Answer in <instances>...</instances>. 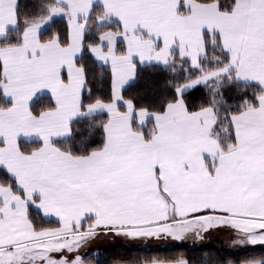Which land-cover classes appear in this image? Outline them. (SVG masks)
Instances as JSON below:
<instances>
[{
	"label": "snow or ice",
	"instance_id": "obj_1",
	"mask_svg": "<svg viewBox=\"0 0 264 264\" xmlns=\"http://www.w3.org/2000/svg\"><path fill=\"white\" fill-rule=\"evenodd\" d=\"M0 264H264V0H0Z\"/></svg>",
	"mask_w": 264,
	"mask_h": 264
},
{
	"label": "rangeland",
	"instance_id": "obj_2",
	"mask_svg": "<svg viewBox=\"0 0 264 264\" xmlns=\"http://www.w3.org/2000/svg\"><path fill=\"white\" fill-rule=\"evenodd\" d=\"M132 241H122V245H127L128 247H133V248H139V249H148V250H158V249H162L164 248L162 245H164L166 242L160 244L158 242H148L146 246L143 247H138V245L140 244H136V243H130ZM114 243V241L111 240H100L96 242L95 246H99L105 249H111V245ZM126 243V244H125ZM205 244L208 245L209 247H216V245H218V247H225L226 245V238L224 237V235L221 234H213L212 237L205 241ZM166 248V247H165ZM166 249H170V248H166Z\"/></svg>",
	"mask_w": 264,
	"mask_h": 264
},
{
	"label": "trees",
	"instance_id": "obj_3",
	"mask_svg": "<svg viewBox=\"0 0 264 264\" xmlns=\"http://www.w3.org/2000/svg\"><path fill=\"white\" fill-rule=\"evenodd\" d=\"M130 249H131V252L133 253V254H135V253H137V252H140V253H143V252H145L146 250H148V249H139V248H133V247H129ZM212 248H220V247H218V245H216V247H212ZM109 250H111V249H109ZM118 251H124V247H123V245L119 248V249H117ZM174 249H158V250H150V251H153V252H160V253H164V252H166V251H173ZM197 252H199V249H197Z\"/></svg>",
	"mask_w": 264,
	"mask_h": 264
},
{
	"label": "crops",
	"instance_id": "obj_4",
	"mask_svg": "<svg viewBox=\"0 0 264 264\" xmlns=\"http://www.w3.org/2000/svg\"><path fill=\"white\" fill-rule=\"evenodd\" d=\"M124 242V241H123ZM127 242V241H126ZM149 242H157V241H149ZM130 243H136V244H140L141 242H138V241H136V242H130ZM158 243H160V244H162V243H164L163 241H161V242H158ZM126 244V243H125ZM162 249H166L165 247L164 248H162Z\"/></svg>",
	"mask_w": 264,
	"mask_h": 264
}]
</instances>
